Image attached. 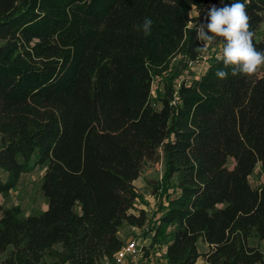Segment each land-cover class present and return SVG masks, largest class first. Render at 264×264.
Masks as SVG:
<instances>
[{
  "label": "trees",
  "instance_id": "16d2710c",
  "mask_svg": "<svg viewBox=\"0 0 264 264\" xmlns=\"http://www.w3.org/2000/svg\"><path fill=\"white\" fill-rule=\"evenodd\" d=\"M234 2L0 0V194L32 161L44 167L46 199L26 216L0 200V264L112 260L120 226L146 222L143 210L129 212L139 197L133 181L159 158L153 193L165 199L146 254L166 234V264H264L248 243L264 239V68L232 76L217 59L221 46L197 78L180 79L203 55L189 20L207 23V7ZM240 2L264 50V0ZM145 17L148 36L134 28Z\"/></svg>",
  "mask_w": 264,
  "mask_h": 264
},
{
  "label": "rangeland",
  "instance_id": "374dc122",
  "mask_svg": "<svg viewBox=\"0 0 264 264\" xmlns=\"http://www.w3.org/2000/svg\"><path fill=\"white\" fill-rule=\"evenodd\" d=\"M210 6V4L208 5ZM209 7H207L205 13H207ZM264 28V25L261 26ZM221 45L217 42L214 46H210L206 53H203L202 57L194 63H190L184 72L180 75L181 78L192 79L197 78L203 71L207 59L212 51L219 50ZM175 58L172 62H176ZM165 76V78H167ZM157 79V78H156ZM151 91V102L154 107L159 108L160 103L158 97L162 92L161 80H155ZM233 164L232 159H229L228 166ZM44 167L34 162H30V166L27 171L23 172L17 180L15 186L7 193L0 194V200L5 207L18 206L20 209V216H26L29 214H38L46 208V199L43 197L40 191V184L42 181V175ZM164 172L163 159L159 158L157 161L145 162L139 176L133 181L139 197L134 203L133 209L129 212L138 214L140 210H143L146 215V222L142 227L123 224L118 229V236L123 242L135 239L139 246H147L151 241L153 231L150 230L155 219L158 216L157 207L160 201H164V196L153 193V188L160 183L161 177ZM5 174L0 170V178L4 179ZM248 180L252 187L256 188L262 181V173L260 166L257 165L252 173L249 175ZM164 234L158 243L154 245L152 249L146 254L145 249H141L139 255L135 258H127L123 264H166L164 251L167 238ZM250 245L257 246L262 252H264V239L251 236L248 239ZM55 249L59 250V246ZM197 249L200 252L207 250V245L200 240L197 242ZM6 252L2 255L4 256ZM49 260V257H45ZM98 264H113L112 260L102 259ZM195 264H206L205 261L199 257Z\"/></svg>",
  "mask_w": 264,
  "mask_h": 264
},
{
  "label": "clouds",
  "instance_id": "9594fccd",
  "mask_svg": "<svg viewBox=\"0 0 264 264\" xmlns=\"http://www.w3.org/2000/svg\"><path fill=\"white\" fill-rule=\"evenodd\" d=\"M194 14L199 17L200 12ZM192 15L190 12L189 16ZM206 20L207 23L198 24L189 20L187 24L188 29H195L197 39L203 43L198 51L206 53L210 46L219 42L222 52L217 59L222 61L224 69L231 70L232 76L251 77L264 68V50H257L253 42L255 33L251 30L250 17L244 3L236 0L219 8L213 5L207 12ZM152 23L151 18L145 17L142 24L134 25V28L148 36L151 34ZM224 69L216 71L217 78L227 79L229 72Z\"/></svg>",
  "mask_w": 264,
  "mask_h": 264
},
{
  "label": "built area",
  "instance_id": "2783aa9c",
  "mask_svg": "<svg viewBox=\"0 0 264 264\" xmlns=\"http://www.w3.org/2000/svg\"><path fill=\"white\" fill-rule=\"evenodd\" d=\"M142 246L135 239L123 242L112 257L113 264H123L127 258H135L139 255Z\"/></svg>",
  "mask_w": 264,
  "mask_h": 264
}]
</instances>
